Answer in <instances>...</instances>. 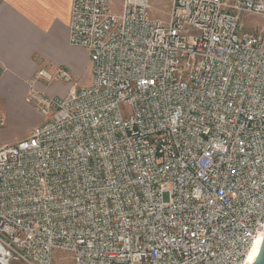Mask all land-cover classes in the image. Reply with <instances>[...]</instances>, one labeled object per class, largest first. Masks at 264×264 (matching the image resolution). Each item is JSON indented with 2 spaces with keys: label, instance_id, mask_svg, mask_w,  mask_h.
<instances>
[{
  "label": "built area",
  "instance_id": "obj_1",
  "mask_svg": "<svg viewBox=\"0 0 264 264\" xmlns=\"http://www.w3.org/2000/svg\"><path fill=\"white\" fill-rule=\"evenodd\" d=\"M249 17L264 0H173L167 23L149 0H73L92 82L31 80L44 123L0 146V258L246 264L264 240V26Z\"/></svg>",
  "mask_w": 264,
  "mask_h": 264
},
{
  "label": "crops",
  "instance_id": "obj_2",
  "mask_svg": "<svg viewBox=\"0 0 264 264\" xmlns=\"http://www.w3.org/2000/svg\"><path fill=\"white\" fill-rule=\"evenodd\" d=\"M72 5L73 0H0V110L7 117L0 131V146L25 138L6 137L9 124L14 127L26 118H33L35 126L42 122L26 101L41 63L65 67L77 77L91 69L86 49H78L82 56L74 63L55 55L64 39L69 42ZM91 82L92 75L88 85Z\"/></svg>",
  "mask_w": 264,
  "mask_h": 264
},
{
  "label": "rangeland",
  "instance_id": "obj_3",
  "mask_svg": "<svg viewBox=\"0 0 264 264\" xmlns=\"http://www.w3.org/2000/svg\"><path fill=\"white\" fill-rule=\"evenodd\" d=\"M151 3V16L154 20L162 21L164 23H167L170 18V14L172 11V0H150ZM247 21V28L250 31H254L256 27H263L264 26V19L261 17H249L246 19ZM62 47L59 49H56L55 55L57 58H60L64 61H69V62H78V59H81V53H79L78 49H81L80 47L74 46L69 42L64 39V42H62ZM84 49V48H83ZM91 64V63H90ZM41 69H44L46 71H53L55 68H63L69 71V73L72 75L73 78V83L78 84L79 87H88L89 80L93 78V73H92V65L91 69L88 71L84 72L82 76H75L74 73H72L69 69L61 66H55L52 63L49 62H43L40 65ZM69 90V86L66 84H61V85H56L53 86L49 89V92L53 96H66ZM42 122L41 124L44 123V119L41 117ZM33 118H26L24 120L18 121L14 125V127H11V125H8V129L5 130L4 134L6 137L9 136H17V137H29L34 130L35 127L40 126L41 124L35 126L33 124ZM64 255L58 253L55 257V262L58 264L60 262V259L63 258ZM3 258H0V264H16L13 263L14 261H6L2 260Z\"/></svg>",
  "mask_w": 264,
  "mask_h": 264
},
{
  "label": "bare ground",
  "instance_id": "obj_4",
  "mask_svg": "<svg viewBox=\"0 0 264 264\" xmlns=\"http://www.w3.org/2000/svg\"><path fill=\"white\" fill-rule=\"evenodd\" d=\"M262 239L261 238L259 240V244L255 247L254 251L248 256V259L246 261V264H254L255 261L257 260L258 256L257 257H254L253 256V253H257L259 254L260 253V248H261V244H262ZM3 254L2 250L0 249V255Z\"/></svg>",
  "mask_w": 264,
  "mask_h": 264
},
{
  "label": "snow or ice",
  "instance_id": "obj_5",
  "mask_svg": "<svg viewBox=\"0 0 264 264\" xmlns=\"http://www.w3.org/2000/svg\"><path fill=\"white\" fill-rule=\"evenodd\" d=\"M254 257L258 256V264H264V253H253Z\"/></svg>",
  "mask_w": 264,
  "mask_h": 264
},
{
  "label": "water",
  "instance_id": "obj_6",
  "mask_svg": "<svg viewBox=\"0 0 264 264\" xmlns=\"http://www.w3.org/2000/svg\"><path fill=\"white\" fill-rule=\"evenodd\" d=\"M260 253H264V240H263V244H262L261 249H260ZM254 264H258V258Z\"/></svg>",
  "mask_w": 264,
  "mask_h": 264
}]
</instances>
